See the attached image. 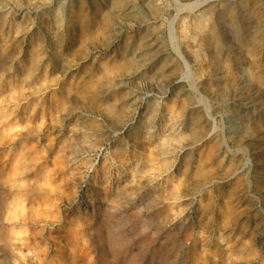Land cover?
I'll return each instance as SVG.
<instances>
[{
  "label": "rangeland",
  "instance_id": "rangeland-1",
  "mask_svg": "<svg viewBox=\"0 0 264 264\" xmlns=\"http://www.w3.org/2000/svg\"><path fill=\"white\" fill-rule=\"evenodd\" d=\"M0 264H264V0H0Z\"/></svg>",
  "mask_w": 264,
  "mask_h": 264
}]
</instances>
